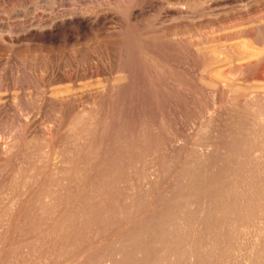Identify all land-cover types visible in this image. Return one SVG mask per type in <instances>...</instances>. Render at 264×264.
Here are the masks:
<instances>
[{
    "label": "rangeland",
    "instance_id": "rangeland-1",
    "mask_svg": "<svg viewBox=\"0 0 264 264\" xmlns=\"http://www.w3.org/2000/svg\"><path fill=\"white\" fill-rule=\"evenodd\" d=\"M191 263L264 264V0H0V264Z\"/></svg>",
    "mask_w": 264,
    "mask_h": 264
},
{
    "label": "bare ground",
    "instance_id": "bare-ground-1",
    "mask_svg": "<svg viewBox=\"0 0 264 264\" xmlns=\"http://www.w3.org/2000/svg\"><path fill=\"white\" fill-rule=\"evenodd\" d=\"M218 149H219V148H218ZM218 149H217V150H218ZM127 164H128V163H127ZM161 169H162V168H161ZM126 170H127V169H126ZM126 170H125V171H126ZM117 175H118V174H117ZM106 176H107V175H106ZM81 178H82V177H81ZM107 180H108V179H107ZM76 182H77V181H76ZM103 182H105V181H103ZM85 183H86V182H85ZM182 183H183V182H182ZM110 184H111V183H110ZM113 184H114V183H113ZM196 186H197V185H196ZM91 187H92V185H91ZM111 188H112V187H111ZM190 188H191V187H190ZM91 189H92V188H91ZM93 189H94V188H93ZM188 190H189V189H188ZM194 190H195V189H194ZM228 190H229V189H228ZM191 191H192V190H191ZM92 192H93V191H92ZM108 192H109V191H108ZM94 194H95V193H94ZM103 194H104V193H103ZM193 194H194V192H193ZM46 195H47V194H46ZM95 195H96V194H95ZM214 195H215V194H214ZM230 195H231V194H230ZM47 196H48V195H47ZM47 196H46V197H47ZM210 196H211V195H210ZM91 197H92V196H91ZM55 198H56V197H55ZM212 198H213V197H212ZM230 198H231V197H230ZM48 199H49V198H48ZM205 200H206V199H205ZM216 201H217V200H216ZM229 201H230V199H229ZM50 202H51V201H50ZM186 202H187V201H186ZM237 203H238V202H237ZM218 204H219V203H218ZM46 206H47V205H46ZM94 206H95V205H94ZM238 206H239V205H238ZM99 208L101 209V207H99ZM102 208H103V207H102ZM129 208H130V207H129ZM132 208H133V207H132ZM113 209H114V208H113ZM130 209H131V208H130ZM193 209H194V208H193ZM211 209H213V208H211ZM224 209H225V208H224ZM228 209H229V208H228ZM109 210H110V209H109ZM229 210H230V209H229ZM240 210H241V209H240ZM242 210H243V209H242ZM43 211H44V210H43ZM214 211H215V209H214ZM216 211H217V210H216ZM243 211H244V210H243ZM84 212H85V211H84ZM182 212H183V211H182ZM193 212H194V211H193ZM207 212H208V211H207ZM44 213H45V212H44ZM89 213H90V212H89ZM198 213H199V212H198ZM78 214H79V213H78ZM95 214H96V212H95ZM107 214H108V213H107ZM228 214H229V213H228ZM83 215H84V214H83ZM93 215H94V214H93ZM198 215H199V214H198ZM106 216H107V215H106ZM213 216H214V215H213ZM215 216H216V215H215ZM114 217H115V216H114ZM237 217H238V216H237ZM82 218H83V217H82ZM101 218H102V217H101ZM177 218H178V217H177ZM179 218H180V217H179ZM187 218H188V217H187ZM101 220H102V219H101ZM101 220H100V221H101ZM240 220H241V219H240ZM205 221H206V220H205ZM159 222H160V221H159ZM189 222H190V221H189ZM192 222H193V221H192ZM236 222H237V221H236ZM107 223H108V222H107ZM182 223H183V222H182ZM236 224H237V223H236ZM62 227H63V226H62ZM180 227H181V226H180ZM54 230H55V229H54ZM58 230H59V229H58ZM55 231H56V230H55ZM63 231H64V230H63ZM54 233H55V232H54ZM51 234H52V233H51ZM172 239H173V238H172ZM113 242H114V241H113ZM120 242H121V241H120ZM171 242H172V241H171ZM177 242H178V241H177ZM177 242H176V243H177ZM127 243H128V242H127ZM210 243H211V242H210ZM208 245H209V244H208ZM212 245H213V243H212ZM184 246H185V245H184ZM180 247H181V246H180ZM189 248H190V247H189ZM117 250H118V248H117ZM117 250H116V251H117ZM123 250H124V249H123ZM116 251H115V252H116ZM100 255H101V254H100ZM175 255H176V254H175ZM178 255H179V254H178ZM192 255H193V254H192ZM181 256H182V255H181ZM178 257H179V256H178ZM97 258H98V257H97ZM97 258H96V259H97ZM122 258H123V257H122ZM91 260H92V259H91ZM134 260H135V259H134ZM147 260H148V259H147ZM182 260H183V259H182ZM106 261H107V260H106ZM179 261H180V260H179ZM182 262H183V261H182ZM198 262H199V261H198ZM129 263H131V262H129ZM192 263H193V262H192ZM192 263H191V264H192ZM194 263H195V262H194ZM200 263H201V262H200Z\"/></svg>",
    "mask_w": 264,
    "mask_h": 264
}]
</instances>
